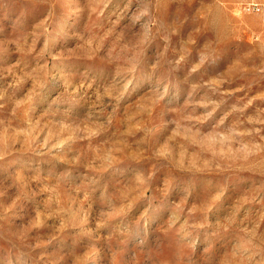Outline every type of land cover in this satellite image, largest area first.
Masks as SVG:
<instances>
[{
	"label": "rangeland",
	"instance_id": "obj_1",
	"mask_svg": "<svg viewBox=\"0 0 264 264\" xmlns=\"http://www.w3.org/2000/svg\"><path fill=\"white\" fill-rule=\"evenodd\" d=\"M0 264H264V0H0Z\"/></svg>",
	"mask_w": 264,
	"mask_h": 264
}]
</instances>
